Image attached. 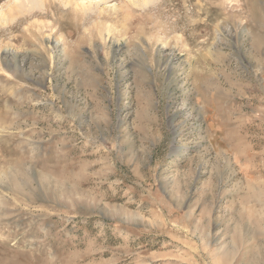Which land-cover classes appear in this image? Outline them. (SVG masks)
Listing matches in <instances>:
<instances>
[{
    "label": "rangeland",
    "instance_id": "rangeland-1",
    "mask_svg": "<svg viewBox=\"0 0 264 264\" xmlns=\"http://www.w3.org/2000/svg\"><path fill=\"white\" fill-rule=\"evenodd\" d=\"M0 264H264V0H0Z\"/></svg>",
    "mask_w": 264,
    "mask_h": 264
}]
</instances>
